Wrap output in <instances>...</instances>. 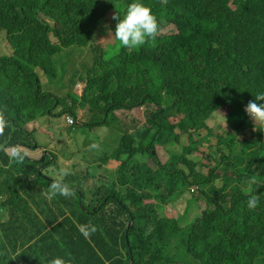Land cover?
<instances>
[{"label": "trees", "instance_id": "1", "mask_svg": "<svg viewBox=\"0 0 264 264\" xmlns=\"http://www.w3.org/2000/svg\"><path fill=\"white\" fill-rule=\"evenodd\" d=\"M132 2L0 0V30L22 46L0 55V118L8 123L0 150V264L56 257L66 264H264V126L244 111L264 93V0H138L151 8L159 35L131 50L119 42V56L109 59L101 41L115 31L112 16ZM64 61L68 73L55 81ZM78 81L85 82L82 96L72 92ZM149 106L147 123L123 133L100 159L104 171L110 161L119 165L91 192L72 185L70 198L49 201L42 190L54 178L49 168H60L56 156L20 153L19 160L6 151L34 148L24 132L29 120L77 117L87 108L95 117L75 129L92 130ZM218 112L229 124L220 134L208 127ZM158 146L169 155L164 162ZM80 175L95 178L89 168ZM186 192L196 195L180 212L176 201ZM251 196L259 199L253 211ZM191 206L200 212L193 219ZM77 223L97 231L86 240Z\"/></svg>", "mask_w": 264, "mask_h": 264}, {"label": "rangeland", "instance_id": "2", "mask_svg": "<svg viewBox=\"0 0 264 264\" xmlns=\"http://www.w3.org/2000/svg\"><path fill=\"white\" fill-rule=\"evenodd\" d=\"M171 32H173L172 27L163 30V33L166 34H169ZM0 34L6 36V33L1 30ZM9 43L12 46V49L10 48V46H8V44L5 43V41L2 39V36L0 35V55H3L5 53L11 54V50L14 52L13 45L18 48V51L19 48H22L20 42L18 43L17 41H12V39H10ZM101 43L103 44L104 48L106 47L105 49H107L109 59L116 58L119 56L122 46L119 44V41L116 40L114 31L109 35L105 42L101 41ZM69 68L70 64H68L67 61H64L62 65L59 64L56 70L58 72V78L55 81L62 82L64 80V76L68 73ZM48 80L49 78L47 76L46 78L43 77L44 83H46ZM45 88L47 89L48 87L45 86ZM77 91L78 90L76 84L72 92ZM152 108L153 106H149L147 112L145 111V109H137L130 114L118 113V119H115L111 124L107 126L105 125L104 127H100V125L97 124L92 130H90L86 126H82L76 131L72 132H69L68 128H62L64 124L62 123V121H60V118L50 117L48 119L47 116H42L38 119V124L36 125V127L29 125L26 129L29 131L28 135L31 140L37 143L39 145V148L20 149H22L23 152L27 153L30 158H36L37 160L41 158L40 160H42L44 158V153L41 151V147H46V152L56 156L57 158L54 162L55 166H58L59 164L60 167L63 166L69 171H71L73 175L75 174L74 176H76L77 179L68 175L66 177V182H68L70 185H73L74 187H78L79 184H81V189L83 191L88 190L89 192H91L93 186L97 184L98 177L101 174L104 173V175H113V172L116 171L119 165L117 161H110L109 164L105 167L104 171L103 168H97L98 164L100 163V159H102L105 154L110 155V153L106 151H111L114 149V146L116 145L115 143L117 142L118 144L122 133L132 132L137 128L141 127L142 125H145L148 120V112L151 111ZM78 117L81 122L85 123L91 120L92 114L88 111V109L84 108L79 111ZM93 121L97 122L95 120ZM251 122L254 124L252 120ZM117 123L118 126L116 127V130L111 131V127L116 126ZM208 124V127L211 128V132L213 131V133L217 134L222 133V130L225 127H229V124L225 119L224 112H218L213 115L212 118L209 120ZM257 124L264 126V124ZM219 127H221L222 129H220ZM248 134L249 132L246 131L241 135L247 136ZM77 138L78 140L76 142L75 139ZM92 144L99 145V148L90 149L89 146ZM175 146L176 145H172V148H175ZM178 150L180 149L178 148ZM157 151L162 162L168 159L169 155L163 147L158 146ZM102 153V156L96 157L97 155H100ZM146 161H148V159H146ZM148 163L150 164V162ZM48 166L49 165H47V167ZM53 167L54 166L50 168L53 169ZM85 168H89L90 175L94 176L95 178L82 180L81 178H78V175L82 176L80 175V173H84ZM52 171L53 172L51 175L54 176L56 172L54 170ZM195 195L196 194L194 192H186V194H184L180 199L176 201V209L180 212H183L184 209L189 205L188 200L191 198V196L194 197ZM197 203L199 204L200 211L202 212L205 208L204 202L198 200ZM175 204L170 205L168 208H174ZM168 211L170 210L168 209ZM198 215H200V212L196 211L191 206L189 218L193 219Z\"/></svg>", "mask_w": 264, "mask_h": 264}, {"label": "clouds", "instance_id": "3", "mask_svg": "<svg viewBox=\"0 0 264 264\" xmlns=\"http://www.w3.org/2000/svg\"><path fill=\"white\" fill-rule=\"evenodd\" d=\"M167 2L168 0H156V3H158L160 6H165ZM112 19L117 21L114 31L115 38L126 49L131 50L140 46H144L146 44H151L155 41V39L159 35V31H160L159 24L157 22V18L153 15L151 8L145 6L143 3L138 2V0H134V2L128 5L126 12L123 16L117 13L112 16ZM0 35L2 36V39L5 41V43L8 44V46H10V48L12 49V46L9 43L10 40L9 38L7 39V35L6 36L2 34ZM11 52L13 53L12 50ZM84 88H85V82L80 81L77 84V90H78L77 93L80 96H82ZM44 91L46 92L47 90L44 89ZM254 97H255L254 100H250L245 105L244 111L249 116V118L254 122L255 125L257 123L264 124V103H259L260 101H264V93H257ZM92 116L95 117L94 114H92ZM47 117L49 119L52 116H47ZM55 118H60V121H62V123L64 124L62 128H73L72 131L77 130L75 129L76 124L83 123L80 121L78 115L77 117H73L70 114H64L62 117H55ZM7 124L8 123L5 118H0V150L2 146L1 142L6 135ZM37 124H38V119L29 120L27 124L24 126V132L27 135L29 141L34 143L32 145L34 146L35 149L39 148V145L31 140V138L28 135L29 131L26 129L27 126L29 125L36 127ZM116 126H118V123ZM80 127H82V125ZM113 130L114 129L111 128V131ZM127 133H132V132H127ZM75 140H78V138ZM25 145L27 147L21 146V147L8 148L6 149V151L9 156L11 157L16 156L19 160H22L23 156H21L20 153H24L26 155L28 154L23 152V150L20 148L23 149L32 148L30 147L29 143ZM89 147L90 149H98L99 145L92 144ZM44 149H45L44 146L41 147V151L44 153V155L45 154L48 155V152H45ZM49 169L54 170L56 173L49 187L47 189L42 190V195L49 201H52L57 196H62L67 199L70 198L72 195H74L75 189L72 187V185L66 182V177L68 175H70V177H76L74 176L75 174L73 175L71 171H69L67 168L63 166H61L58 170H56L55 168L53 169L49 168ZM247 182L249 184H252L255 181L254 178H249ZM258 205H259V199L257 196H251L248 198L247 208L250 211L255 210L258 207ZM131 224L132 223H130V225ZM76 227L86 240L90 239L91 235L97 231V227L91 223L88 224L77 223ZM49 264H66V262L64 259L60 257H56L51 259L49 261Z\"/></svg>", "mask_w": 264, "mask_h": 264}, {"label": "water", "instance_id": "4", "mask_svg": "<svg viewBox=\"0 0 264 264\" xmlns=\"http://www.w3.org/2000/svg\"><path fill=\"white\" fill-rule=\"evenodd\" d=\"M42 160H44V158Z\"/></svg>", "mask_w": 264, "mask_h": 264}]
</instances>
